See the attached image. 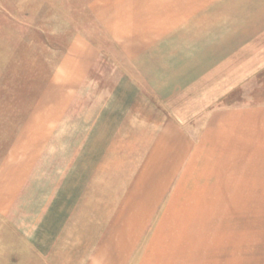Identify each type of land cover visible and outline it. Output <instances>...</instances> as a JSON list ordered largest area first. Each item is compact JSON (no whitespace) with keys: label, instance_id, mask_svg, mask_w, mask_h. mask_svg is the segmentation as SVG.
Returning a JSON list of instances; mask_svg holds the SVG:
<instances>
[{"label":"crops","instance_id":"crops-1","mask_svg":"<svg viewBox=\"0 0 264 264\" xmlns=\"http://www.w3.org/2000/svg\"><path fill=\"white\" fill-rule=\"evenodd\" d=\"M163 5L143 8L138 36L131 37L139 44L147 87L128 88L125 76L109 90L107 104L77 105L74 132L60 137L66 147L52 184L44 187L50 193L39 205L44 214L32 237L49 256L64 258L74 249L85 258L78 264H264L263 216L158 215L165 195L179 191L189 175L202 136L219 138L226 151L235 147V157H222L233 167L219 176L236 177L240 190L248 187L257 203L264 202V103H225L263 80L264 0ZM113 6L94 16L125 49L127 10ZM70 43L77 52L72 80L78 91L96 64L97 46L82 34ZM82 49L92 53L78 55ZM184 95L196 98L190 112L203 113L200 133L163 106Z\"/></svg>","mask_w":264,"mask_h":264},{"label":"rangeland","instance_id":"rangeland-1","mask_svg":"<svg viewBox=\"0 0 264 264\" xmlns=\"http://www.w3.org/2000/svg\"><path fill=\"white\" fill-rule=\"evenodd\" d=\"M167 2L170 0H117L112 4L115 10H127L124 49L111 40L94 16L112 2L0 0V264H78L85 260L72 248L64 258L49 256L43 242L33 239L39 232L34 231L35 221L44 214L39 205L50 193L45 194L44 187L52 184L51 174L59 169L60 150L66 147L60 144V137L74 132L77 105L107 104L109 90L123 83L125 76L128 88L147 87L140 77L144 66L137 59L139 44L131 37L138 36L143 8H163ZM79 34L97 48L93 50L96 64L76 91L72 78L78 67L77 52L69 43ZM88 53L92 51L78 50L81 56ZM262 76L256 88L254 82L243 95L229 97L225 103H264ZM92 89L99 95L92 96ZM189 96H179L163 106L175 111L186 129L200 133L203 113L190 112L196 98ZM83 111L87 115L88 110ZM200 142L201 152L186 171L189 175L181 178L179 191L165 195L158 215L163 211L166 217L180 218L264 217V202L257 203L248 187L240 190L232 181L236 177L219 176L220 169L233 167L231 160L225 165L222 157H235V147L226 151L219 138L202 136Z\"/></svg>","mask_w":264,"mask_h":264}]
</instances>
